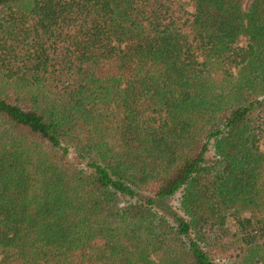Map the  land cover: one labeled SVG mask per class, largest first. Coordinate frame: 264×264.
<instances>
[{
  "label": "trees",
  "instance_id": "obj_1",
  "mask_svg": "<svg viewBox=\"0 0 264 264\" xmlns=\"http://www.w3.org/2000/svg\"><path fill=\"white\" fill-rule=\"evenodd\" d=\"M247 1L0 0V264H264Z\"/></svg>",
  "mask_w": 264,
  "mask_h": 264
},
{
  "label": "rangeland",
  "instance_id": "obj_2",
  "mask_svg": "<svg viewBox=\"0 0 264 264\" xmlns=\"http://www.w3.org/2000/svg\"><path fill=\"white\" fill-rule=\"evenodd\" d=\"M183 1H185V2L188 3V4L191 3V0H183ZM250 1H251V0H248L247 3H249ZM174 201L176 202V204L178 203V200H177V199H175ZM223 264H229V262H225V263L223 262Z\"/></svg>",
  "mask_w": 264,
  "mask_h": 264
}]
</instances>
